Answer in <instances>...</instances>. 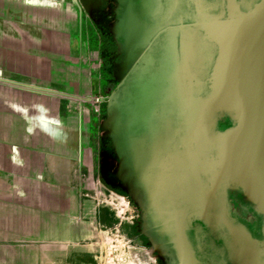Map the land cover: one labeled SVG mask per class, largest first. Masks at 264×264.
I'll list each match as a JSON object with an SVG mask.
<instances>
[{
    "label": "crops",
    "instance_id": "obj_1",
    "mask_svg": "<svg viewBox=\"0 0 264 264\" xmlns=\"http://www.w3.org/2000/svg\"><path fill=\"white\" fill-rule=\"evenodd\" d=\"M106 2L0 0V264H77V251L93 264L122 224L102 180L106 118L123 115V72L151 70V35L122 31L134 22L105 17ZM168 36L175 54L179 29ZM224 249L215 264H234Z\"/></svg>",
    "mask_w": 264,
    "mask_h": 264
},
{
    "label": "flooded vegetation",
    "instance_id": "obj_2",
    "mask_svg": "<svg viewBox=\"0 0 264 264\" xmlns=\"http://www.w3.org/2000/svg\"><path fill=\"white\" fill-rule=\"evenodd\" d=\"M109 1L112 0L106 3ZM113 1L114 5L104 7L105 17L132 20L134 27L124 26L122 31L132 32L140 25L139 30H148L151 35V70L130 65L123 72L119 93L122 103L117 104L115 112L118 113L120 106L124 114L119 117L109 112L106 118L108 130L101 157L104 185L131 202L141 240L152 249L153 264H180L174 239L176 223L182 218L196 264H215L226 253V246L232 263L237 264L238 259L231 256L234 250L229 228L243 227L262 243V216L254 211L239 189L222 187L212 192L196 159L214 154L215 136L228 131L234 122L225 112H202L200 135L191 145L183 121L188 114V90L195 99H205L210 93L209 76L216 47L205 39L203 31L191 26L187 0ZM240 1L246 9L256 0ZM135 22L141 24L135 25ZM176 28L180 37H177L176 53L172 54L173 37L166 36ZM171 61L182 71L180 79L185 99H175L172 108L160 106L157 111H154L157 104L153 98L151 105L147 99H141L131 109L132 103L126 97L131 96L136 84L153 82L155 72L167 62L171 65ZM128 83L132 85L126 88ZM150 111L158 117L151 119L149 128L141 124L139 116ZM157 140L160 148L154 152Z\"/></svg>",
    "mask_w": 264,
    "mask_h": 264
},
{
    "label": "water",
    "instance_id": "obj_3",
    "mask_svg": "<svg viewBox=\"0 0 264 264\" xmlns=\"http://www.w3.org/2000/svg\"><path fill=\"white\" fill-rule=\"evenodd\" d=\"M191 26L200 29L216 47L207 98L188 100L183 121L194 145L204 111L225 112L234 122L215 136L214 154L198 159L199 171L212 192L239 189L262 216L264 235V0L246 9L237 0H189ZM185 142V138L183 139ZM184 218L175 226L180 264H196ZM239 264H264V241L253 239L243 227L229 228Z\"/></svg>",
    "mask_w": 264,
    "mask_h": 264
},
{
    "label": "rangeland",
    "instance_id": "obj_4",
    "mask_svg": "<svg viewBox=\"0 0 264 264\" xmlns=\"http://www.w3.org/2000/svg\"><path fill=\"white\" fill-rule=\"evenodd\" d=\"M169 63H166L168 64L167 69H160L155 72L154 80L151 82L153 83L151 88H147L150 82L147 84L145 81L143 87L138 92H136L137 87L133 89V92L130 93L131 96H129L132 100L128 101L132 103L131 109L141 99H147V103L151 105V98H153V103L155 102L157 104L154 111H157L156 108L159 109L160 106L172 108L175 99L178 101L185 99L186 96L184 92L182 93L183 85L180 79L182 71L180 67L172 64L173 61H171V65ZM188 95L189 100L191 98L189 90ZM135 105L133 109H135ZM150 105L149 109L151 110ZM119 113H123L122 109ZM155 113L151 114L150 111V114H140L141 124H147L150 128L151 119L158 117V114ZM159 148V141L157 140L153 151L155 152ZM170 168L168 165V169ZM106 200L109 206L114 208L119 214L122 224L118 228L106 230L101 233L96 240V245L92 248L93 264H152L154 260L152 249L141 240L140 229L136 223V212H134L131 202L129 203L128 198H124L122 195L112 191L107 192ZM81 254H83L81 251L76 252L77 264H80L78 261Z\"/></svg>",
    "mask_w": 264,
    "mask_h": 264
},
{
    "label": "built area",
    "instance_id": "obj_5",
    "mask_svg": "<svg viewBox=\"0 0 264 264\" xmlns=\"http://www.w3.org/2000/svg\"><path fill=\"white\" fill-rule=\"evenodd\" d=\"M100 102H101V99L99 97H95L92 101V104L98 106ZM96 110L99 111V108L96 107Z\"/></svg>",
    "mask_w": 264,
    "mask_h": 264
}]
</instances>
